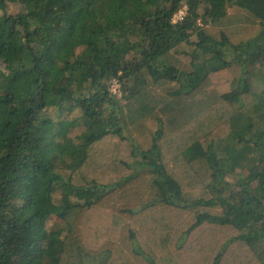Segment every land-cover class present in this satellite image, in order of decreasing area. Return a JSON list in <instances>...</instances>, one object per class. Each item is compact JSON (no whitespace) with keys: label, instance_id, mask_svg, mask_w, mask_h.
<instances>
[{"label":"trees","instance_id":"16d2710c","mask_svg":"<svg viewBox=\"0 0 264 264\" xmlns=\"http://www.w3.org/2000/svg\"><path fill=\"white\" fill-rule=\"evenodd\" d=\"M0 264H264V0H0Z\"/></svg>","mask_w":264,"mask_h":264},{"label":"rangeland","instance_id":"374dc122","mask_svg":"<svg viewBox=\"0 0 264 264\" xmlns=\"http://www.w3.org/2000/svg\"><path fill=\"white\" fill-rule=\"evenodd\" d=\"M7 11L8 12H15L16 11V7H15V5L14 4H10V6H9V8L7 9ZM119 88V86H118V84L116 83H114V85H113V87H112V91L113 92H115L117 89ZM118 97H121L122 96V93H118V95H117ZM66 115H67V112H66V114L65 115H63V116H65L66 117ZM74 115V114H73ZM72 116V115H71ZM75 132H76V130H75ZM77 134V133H76ZM54 220H52V222H53ZM50 223L49 224V226H51L53 223Z\"/></svg>","mask_w":264,"mask_h":264},{"label":"built area","instance_id":"2783aa9c","mask_svg":"<svg viewBox=\"0 0 264 264\" xmlns=\"http://www.w3.org/2000/svg\"><path fill=\"white\" fill-rule=\"evenodd\" d=\"M185 16V11L184 10H180L175 16H174V22H178V21H181L183 20Z\"/></svg>","mask_w":264,"mask_h":264}]
</instances>
